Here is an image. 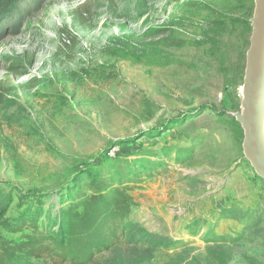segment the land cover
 Here are the masks:
<instances>
[{
  "label": "rangeland",
  "instance_id": "374dc122",
  "mask_svg": "<svg viewBox=\"0 0 264 264\" xmlns=\"http://www.w3.org/2000/svg\"><path fill=\"white\" fill-rule=\"evenodd\" d=\"M254 10L40 0L1 32L0 233L18 240L25 218L57 230L102 170L136 204L93 264H264V179L236 120Z\"/></svg>",
  "mask_w": 264,
  "mask_h": 264
},
{
  "label": "trees",
  "instance_id": "16d2710c",
  "mask_svg": "<svg viewBox=\"0 0 264 264\" xmlns=\"http://www.w3.org/2000/svg\"><path fill=\"white\" fill-rule=\"evenodd\" d=\"M39 2L0 0V33L32 12ZM39 83L40 79L34 78L26 88ZM107 174L98 170L96 177L89 175L78 183V200L60 212L57 230L49 229L36 218H25L11 226L21 234L18 240L0 233V264H31L34 259H43L45 264H93L99 254L120 243L136 203L126 187L109 189Z\"/></svg>",
  "mask_w": 264,
  "mask_h": 264
},
{
  "label": "water",
  "instance_id": "95a60500",
  "mask_svg": "<svg viewBox=\"0 0 264 264\" xmlns=\"http://www.w3.org/2000/svg\"><path fill=\"white\" fill-rule=\"evenodd\" d=\"M251 25L242 109L236 113V120L244 130V155L258 176L264 179V0H255Z\"/></svg>",
  "mask_w": 264,
  "mask_h": 264
}]
</instances>
